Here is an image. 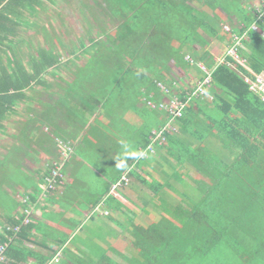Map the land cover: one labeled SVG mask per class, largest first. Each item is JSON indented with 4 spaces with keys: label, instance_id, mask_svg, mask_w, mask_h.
<instances>
[{
    "label": "trees",
    "instance_id": "16d2710c",
    "mask_svg": "<svg viewBox=\"0 0 264 264\" xmlns=\"http://www.w3.org/2000/svg\"><path fill=\"white\" fill-rule=\"evenodd\" d=\"M45 1L0 0V130L6 127L5 119L17 114L16 101L25 99V92L31 87L47 86V74L59 71L67 63L61 61L59 52L65 44L55 35L43 29V37L58 41L59 49L54 45H32L25 36L33 32L31 18L44 7ZM99 1L104 3V8L97 7L117 23L116 38L101 41L94 37L90 27L85 30L87 38L80 42L82 49L85 48L81 55L87 56L86 69L76 73L58 104H63L66 114L83 124L90 116L93 122H98L100 116L107 121L116 117L122 120L127 109L125 115L130 113L134 118L129 122L136 143L134 151L127 153V168H117L105 187L97 191L96 199L90 203L91 218L102 213L104 206L113 213L125 214V219L118 221L119 226L133 236L136 252L132 258L119 251L113 253L128 264H264V102L249 90L244 78L251 77L248 69L254 73L264 71V0H255V5L248 4V0ZM231 18L237 25L225 30L223 23ZM245 31L238 55L248 69L229 56L218 63L208 51L211 41L221 42L227 49L233 44V35ZM15 46L24 47L21 58ZM30 49L34 50L33 54ZM65 51L72 53L68 46ZM186 55L194 60L193 64L185 59ZM169 62L184 70L196 67L197 81L189 89L177 86L166 74ZM198 63L211 72L207 91L212 99L192 97L172 122L176 132H164L165 141L161 145L153 144L154 153L144 159L135 158L133 154L150 143L151 132L168 122L169 115L158 107L161 101L185 98L205 78ZM75 97L85 107L86 119L78 109L68 105ZM147 101L156 108H150ZM48 124L53 127L51 134L56 140L70 142L61 131L56 133L54 124ZM124 124L126 128L127 122ZM89 133L93 135L96 131ZM54 138H49V142L56 145ZM208 138L229 151L206 148ZM146 159L163 161L161 164L167 167V174L163 175L168 182L166 188L177 190L176 186L182 184L184 189L177 194L186 201L182 206L187 207L170 208L171 204L156 197L162 184H150L138 173ZM53 166L44 175V186ZM125 171L128 177L146 184L155 194L157 202L151 201V211L148 206L140 211L126 209L110 195L112 184ZM189 173L198 174L190 180L192 184L186 179ZM186 188L190 191L186 192ZM29 204V196H25L20 213L17 217H7L0 231V246L7 243L0 264H22L32 245H41L36 239L41 229ZM156 212L157 217L153 214ZM140 213L147 218L140 217ZM65 241L66 237L57 238L54 244L59 248ZM19 244L24 247L20 248ZM38 257L41 264L62 263L51 262L47 256ZM69 264L121 263L102 253Z\"/></svg>",
    "mask_w": 264,
    "mask_h": 264
},
{
    "label": "crops",
    "instance_id": "0c3cea01",
    "mask_svg": "<svg viewBox=\"0 0 264 264\" xmlns=\"http://www.w3.org/2000/svg\"><path fill=\"white\" fill-rule=\"evenodd\" d=\"M66 55V59H63L61 55V61H67V63L62 64L61 69L59 71H50V73L47 74L48 79L60 74L64 66H66L67 68L71 63V61L69 60H73L74 62V56H72L74 55V52L71 54L67 53ZM78 70L79 69L73 72L74 77L71 81L67 83L65 81L66 86L59 87L61 88L59 93L57 92L58 90H53L51 82L49 81L50 79L48 80L47 86L39 85L37 87L35 86L29 88L25 92L27 98L25 97V99L18 100L15 103V107L18 110L17 114H14L13 116L5 119L4 123H6V127L0 130V138L1 136H9L10 138H13L14 143L12 144H15L18 147H21L22 144H26L28 146V150L25 149L26 151L11 152L12 150H10L6 151V154L1 155L0 158L4 156L7 157V160L3 165L5 169L8 168L7 166L10 165L9 162L12 161H15L17 163L23 162V159H26V161L32 160L33 162H35V164H37L40 159L43 160L41 167H36L32 171L30 170L32 174L29 176L32 182L28 186L27 184H25L27 187H25V190L23 189V193H19L20 189L18 188L17 191V189L15 188L16 190H14V193H16V195H18L21 200L18 201L12 196L13 208L9 209L11 211H5L3 208H0L1 231L3 226L6 225L7 217H17V214H19L23 208L22 204L24 197L29 196V207L30 210L32 209L33 219L36 221L37 226L41 229V232L39 231L40 233L38 235V238H36L37 242L41 245H32V250H28L30 254L25 256V259H23L21 262L22 264H41L38 261V255L49 257L51 262L58 261L62 262L63 264H69L72 263V261L78 260L87 261L90 255H92L93 257H98L100 256V253L107 254L109 252H117L118 249L114 247V243L117 242V240L120 238V236H122L124 232L128 233L127 229H122L119 226L118 222L123 221L125 219V214L123 215L122 213L118 212L113 213L110 209H108L107 207L105 208L104 206L101 207L102 213H99L96 217L91 218V200L88 203H85L82 200L83 202L78 208H76L75 201H73L72 203L71 201H68L71 198L67 196V189L73 188V185L76 184L72 180L73 173L77 170L74 164L76 163L77 165V162H80L81 160H84L85 163V160H87V156L89 157V155H100V145H98L97 142L99 139L94 138L93 135L89 133L90 131L92 132V130L96 128L95 122H93V116L87 118L88 120L85 124L80 123V121L73 119L76 118L73 115L66 114V109L63 104H58L60 102L59 99H62V97L64 98L65 90L68 89L69 84H71V82L76 77V73ZM48 90H50L49 93L47 92ZM51 90L55 92L56 96L53 95ZM48 101L52 103L50 104L48 103ZM68 105L78 109L86 119L88 113L86 112L85 107L81 106V101L79 97H75V99L69 102ZM34 107H37L38 109H35ZM81 109L85 111L83 112V110ZM62 113L65 114V116H63ZM44 115L47 119L49 118L48 115H50L52 119H48L47 121ZM12 119H14L12 122L16 120L14 123L18 126L14 128L15 133L9 132L7 134V122L8 120L10 121ZM99 120L107 121V119L102 116L98 118V121ZM48 122L54 124L57 127L56 133H60L61 131V135H66L65 137L59 135L57 136L68 139L72 143L74 151L65 162V168L63 169V184L58 187L59 190H57V188L56 191L46 194L45 186L43 183L44 175L48 171L49 167L51 165H54L53 163H58L59 161V153L57 157L55 144L53 145L51 144V142H49V138L53 139L55 135L51 134L53 131V127L50 126ZM48 129L50 130L48 131ZM204 145L206 146V148L209 149H213V147H216L217 149H222V151H229L228 148H224L218 145L217 142H215V139L212 138H208L205 141ZM37 147L42 148L44 151H39L40 149H37ZM90 148L95 150H92L91 154L88 152V149ZM158 151L159 153H162V150ZM108 154L112 155L110 156V158L107 159V169H109V175L103 174L101 176L102 179L100 183V188L105 187L106 181L108 180V178L111 179V176H113L112 173L117 169V167L115 166V157L117 156V152H108ZM30 156H33L35 158L32 157L30 159ZM102 156L100 155V159L99 157L97 159V163L101 165L104 162ZM146 160L148 162L143 164V162H145L143 161L141 163L142 171L138 170V173L141 175V177L146 179L148 175L154 173L156 175V178L161 181L167 174V169H165V165L161 164L163 163V161L159 163L158 161L153 159ZM4 173L5 171H3V167L1 165L0 180L3 176L2 174ZM129 179L131 180L129 181V185L126 188H122L121 190L119 189L116 193L109 192L110 195L113 196L116 200L120 201L126 209L128 208L131 210L135 209L140 211L143 206H148L147 208H149V210L151 211V207L149 206L151 204V201L157 202V200L155 199V194H153L152 190L146 184L134 181L130 177ZM1 186L2 190H7V192L10 193L11 188H8V183H2L0 181V189ZM88 187L91 188V185L87 186V188ZM77 193H79V190L77 191ZM96 194L98 195V192ZM70 211L72 212V215L70 214ZM140 217L144 219L147 218L144 213H140ZM65 237L66 241L61 247L57 248L54 244L55 239H62ZM88 237L91 239L92 245L86 248L85 243L88 242ZM18 246H20V248L24 247L23 244H19ZM20 256L21 255H19V257Z\"/></svg>",
    "mask_w": 264,
    "mask_h": 264
},
{
    "label": "rangeland",
    "instance_id": "374dc122",
    "mask_svg": "<svg viewBox=\"0 0 264 264\" xmlns=\"http://www.w3.org/2000/svg\"><path fill=\"white\" fill-rule=\"evenodd\" d=\"M84 3L87 7L84 5H81ZM98 3H100V5ZM248 4L255 5L256 3H255V0H248ZM103 5L104 3L100 1L98 2V0H55L54 2H50L46 0L44 2V7H41L39 11H36L34 16L31 18L33 19L32 27L34 30L32 33L29 32L27 35L25 34V36L27 37V40L30 41L32 45L41 44L43 47H49V46L54 45L53 47L55 49L56 48L59 49L57 47L58 41L57 42L49 41L43 37V33H44L43 29H44L45 31H48L49 33H51V35L53 34L56 37H58L61 40V43L65 44V47L68 46L69 50L72 51V53L74 51V62L72 60L67 68L66 66H64L62 72H60V74L56 75L55 77L49 78L50 80L47 78L51 82L53 90L55 91L58 90L57 91L58 93L61 90V88H59L60 86H66L65 81L67 83L72 80V78L74 77L73 72H75L77 69H79L77 72H79L80 69L84 71V68H85L84 61L85 59L87 60V56L81 55V53L85 51V48L84 50L82 49L83 47H81L80 41L86 40L87 37L85 34V30L88 29V27H90V30H92L91 33L98 40L104 41V40H109L107 38H110V39L116 38L114 27L117 25V23L114 19L109 17V15L103 14V12L99 9L100 8L99 6L104 8ZM92 15L95 16V19H94V16ZM224 24L226 25L227 28H229V26L230 27L236 26L237 22H235V19L231 18L229 19V21H225L223 25ZM42 26L43 28H41ZM65 47L64 48L61 47L59 51L63 59L67 58ZM14 49L20 58L22 56L24 47L15 46ZM207 49L210 52V54L218 61L223 58L224 53H225V45H223V43L218 42V41H211V43L207 46ZM30 51L32 54L34 53L33 52L34 50L30 49ZM78 55H81V56L77 57ZM167 66H168V69L166 71L167 72L166 74L170 76L172 79H174V81H176V83L178 84L177 86L179 87L189 89L191 85L195 83L198 79V74L195 71L196 67L191 68L189 70H184L180 67L178 68L172 62H169ZM47 92L49 93L50 90H48ZM51 92L53 93V95H55V92H53L52 90ZM48 103L51 104L52 102L48 101ZM161 103L164 106H166V104L169 103V100L163 99ZM139 105H141V103ZM34 108L36 109L37 107H34ZM125 110L127 111V109ZM125 110L123 111V117H121L122 120H119L116 117V120H119L118 122L115 120V118H113L110 121L99 120L98 122H95L96 133L93 134V137L99 139L97 141L98 145H100L99 154L101 156L103 154L102 159H104V162L102 165L98 164L97 159L98 157L100 159V155L97 156L95 154H92V155H89V157L87 156V160H85V163H84V160H81L80 162H77V165L76 163L74 164L77 170L73 173L72 180L76 184L73 185V188L67 189L68 191L67 196L72 199V200L71 199L68 200V201H71V203L75 201L76 208L80 207V204L83 201L85 203H88L90 202V200L93 201L96 199L95 198L97 196L96 193L100 188V183L102 179L101 176L103 174L109 175V169H107L108 167L107 159L110 158V156L112 155H109L108 152L115 151L117 152V155H119L120 153L119 151L124 152L123 144H127L129 146L128 147L129 153L131 151H134L136 137L131 132L132 127L130 124L132 123L129 122L130 121L129 119L133 117L130 113H128V115L127 114L125 115V113H127L125 112ZM62 115L65 116V114L63 113ZM13 120L14 119L10 121L8 120L7 122V126H8L7 131H6L7 134L9 132L15 133L14 128L17 127L18 125L17 124L15 125L14 122L16 120L12 122ZM125 122H127L128 124L126 125V128H124L123 126L125 125L124 124ZM49 130L50 129H48V131ZM110 136H112L111 140L109 139ZM54 140L57 142L56 139ZM12 143H14L12 137L10 138L9 136L8 137L1 136L0 156L6 154V151H10V150H12L11 152L28 150V146L26 144H22L21 147H18ZM55 147H56L55 150H56L57 157H58V153L60 152L61 147H59L58 143L55 145ZM38 148L39 147H37V149ZM39 149H40L39 151H44L42 148H39ZM88 150H89L88 152L91 154V151L93 149L90 148ZM35 153H38V152H35ZM32 157L33 156H30V159ZM6 160H7L6 156L0 158V166L2 165L3 171H5V173L2 174L3 176L1 177L0 181L2 183L3 182L8 183L9 184L8 188H11L10 190L12 192L10 191L9 193L7 192V190L6 191L2 190L3 185L1 186L0 208H3L5 211H11L9 209L13 208L12 196L14 197V199L18 201L21 200L19 196L16 195V193H14V190L17 189L18 191V188H19L20 189L19 193H23V189L25 190V187L30 185L32 182L29 176L32 174L30 170L32 171L36 167H41L43 160L40 159V161H38L37 164H35V162H33L32 160H28L29 161L28 162L26 161V159H23V162H17V163L15 161L14 162L12 161V162H9L10 165L7 166L8 167L7 169H5L3 165L6 162ZM147 162L148 161L145 160L143 164ZM62 167L63 169L65 168V163H63ZM165 169H167L166 166H165ZM197 175L198 174L196 173H193V174L189 173L186 179L187 181H190L192 179L197 178ZM63 181H64V178H63ZM147 181L150 184L152 183L162 184L159 189V193L156 195V197L158 199L162 197V202H165L166 204L167 203L171 204L169 205L170 208L176 205H180L181 207H187L185 205L182 206L183 204H185L186 201L184 199H181L180 195L177 194V192H182L181 190L184 189L182 188L184 187L182 184H180V186H176L177 190L170 191L168 188H166L168 182L164 179L159 181V179L156 178V175L154 173L153 174L151 173L150 175L147 176ZM25 184H27V186ZM90 185H91V188L90 187L87 188V186H90ZM83 189H85V191L87 189L86 193ZM57 190H59V188ZM78 190H79V193H77ZM187 190L190 191L188 188H186V192H188ZM165 209H167V207ZM70 214L72 215V212ZM153 214L156 217L159 216L157 212ZM87 241L88 242L85 243L86 248L92 245L91 244L92 241L90 238ZM133 241H134L133 236L129 233L124 232L122 236H120V238L117 240V242L114 243V247L118 249V251L121 254L128 255V257L132 258L134 257L133 253L136 252ZM107 254L110 255V257H113L114 259L119 261V263L121 264H128L124 259H122L118 255H115L114 253L109 252ZM89 257L93 258L92 255H90Z\"/></svg>",
    "mask_w": 264,
    "mask_h": 264
},
{
    "label": "built area",
    "instance_id": "2783aa9c",
    "mask_svg": "<svg viewBox=\"0 0 264 264\" xmlns=\"http://www.w3.org/2000/svg\"><path fill=\"white\" fill-rule=\"evenodd\" d=\"M261 16V13L259 14ZM253 28H256L255 25H252ZM225 30H228L226 26H224ZM246 37V31L243 32L240 35H233V44L229 48L225 50L224 56L221 60L218 61V63H223L225 61V57L229 56L231 57L236 63H238L240 66L248 69L245 64L244 60L238 55V48H242V39H245ZM185 59L190 63L193 64V59L186 55ZM197 66L202 70L203 73L206 74L203 81L198 82L195 88L191 91L190 94H187L185 98L179 99L177 97L172 98L169 100V103L164 106L162 103L159 104V108L166 111L169 115L168 122L162 126L159 129H154L151 132L150 135V143L140 150V152L145 153L146 155L143 157H140L138 159H144L147 158V156L150 153H154V147L153 144L157 143L158 145L163 144L165 141L164 132L173 133L176 132V129L172 126V122L174 119L179 115L182 110L185 108L186 104L189 103L192 97L194 96H201L206 97L208 99H212V95L209 94L207 91L208 88H210V71L206 69L205 66H203L201 63H198ZM248 71L251 73V77L245 76V80L248 82L249 90L252 92L258 94L262 101L264 102V71H261L259 73H254L251 70L248 69ZM163 89V86H160ZM147 105L150 108H156V105L150 101H147ZM57 143L60 149V155H61V161L54 164L53 168L51 169L50 173L48 172V176H46V186L45 189L48 190H54L60 185L63 184V163L65 162L66 158H68L69 154L71 153V147L68 143L63 142L61 140H57ZM127 171L124 172L120 179L114 183L111 187V192L116 191L117 189L121 188L122 186H126L129 184V178L127 175ZM27 214H29V210L26 211ZM25 222L27 221V218L24 219ZM17 229V228H16ZM7 243H4V245L0 246V261H3L5 256L4 252L6 250Z\"/></svg>",
    "mask_w": 264,
    "mask_h": 264
},
{
    "label": "clouds",
    "instance_id": "9594fccd",
    "mask_svg": "<svg viewBox=\"0 0 264 264\" xmlns=\"http://www.w3.org/2000/svg\"><path fill=\"white\" fill-rule=\"evenodd\" d=\"M59 140H61V139H59ZM61 141H63V140H61ZM64 142V141H63ZM68 144H69V146L71 147V153L69 154V156L73 153V151H74V149H73V145L72 144H70V142H67ZM128 145L127 144H123V148H124V154H121V155H117L116 157H115V161H116V163H115V166L118 168V169H125V168H127V160H128V158H129V156L127 155V152H128ZM146 154L145 153H143V152H138V153H134L133 154V156L135 157V158H140V157H143V156H145ZM61 156V155H60ZM69 156H68V158H69ZM68 158H66V160H65V162L67 161V159ZM62 160V159H61ZM60 160V161H61ZM64 162V163H65ZM126 172V171H125ZM129 178V177H128ZM130 181V180H129ZM113 185V184H112ZM61 186V185H60ZM112 187V186H111ZM58 188V187H57ZM56 188V189H57ZM120 189V188H119ZM119 189H117L116 191H114V192H111V188H110V193H116ZM46 190V189H45ZM46 192H47V190H46Z\"/></svg>",
    "mask_w": 264,
    "mask_h": 264
}]
</instances>
